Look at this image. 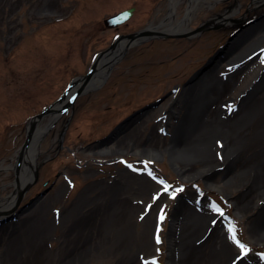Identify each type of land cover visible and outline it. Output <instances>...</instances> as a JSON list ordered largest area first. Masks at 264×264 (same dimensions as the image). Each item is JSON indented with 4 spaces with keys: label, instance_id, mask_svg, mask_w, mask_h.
I'll list each match as a JSON object with an SVG mask.
<instances>
[{
    "label": "rangeland",
    "instance_id": "1",
    "mask_svg": "<svg viewBox=\"0 0 264 264\" xmlns=\"http://www.w3.org/2000/svg\"><path fill=\"white\" fill-rule=\"evenodd\" d=\"M207 1L213 3L201 4L186 29L207 21L210 30L137 39L104 62L103 79L39 138L36 163H42L23 194V211L0 223V264H264V196L255 189V168L264 185V85L254 89L264 81V19L245 26L264 11V0ZM185 6L177 2L168 21L181 19ZM131 7L126 22L103 25ZM167 14L168 0H0V199L16 190L12 165L29 117L84 75L117 34L157 26ZM213 69L219 83L209 78ZM188 96L204 104V125L223 119L221 128L241 146L225 158L224 133H212V170L174 163L184 145L174 146L172 137ZM161 97L118 136L95 144ZM192 115L199 118L197 110ZM242 115L244 122L232 126ZM186 131L185 141L197 130ZM180 216L202 220L186 257L176 248L187 229ZM214 248L220 252L213 255Z\"/></svg>",
    "mask_w": 264,
    "mask_h": 264
},
{
    "label": "bare ground",
    "instance_id": "2",
    "mask_svg": "<svg viewBox=\"0 0 264 264\" xmlns=\"http://www.w3.org/2000/svg\"><path fill=\"white\" fill-rule=\"evenodd\" d=\"M180 0H168V14L166 16V18H164V20H162L160 22V25L163 27H166L165 29H162L164 32L167 33H172V34H188L190 32V30L188 31L187 25L189 22V19L191 18L193 12L201 5V4H206V5H211L210 2L207 0H185L186 2V6L184 9V14L182 16L181 19H177V21H168V19L172 18V15L174 13L175 7L177 2H179ZM240 6V5H239ZM149 30H157L158 27L157 26H150L148 27ZM124 41L120 42L119 44L116 45V48L110 52L109 54H105L103 55V57L99 60L98 64H97V69L95 71V73L93 74L92 78L90 79V81L87 84V87H90L92 85H94L96 82L100 81L103 79L104 77V73H105V68L104 65L107 61V64H110L114 59H116L119 54L121 53V51L123 50L124 46H125ZM213 68V65H212ZM215 69V68H214ZM214 69L210 72L208 71V74L210 75L209 78L211 77L212 79H214L213 81H216V83H219L218 79L214 76H216L214 73ZM264 85V81H262L260 84H258L257 87H255L254 89H256V91L262 90V87ZM200 89H205L204 87H201ZM255 92V90H254ZM186 101L183 102L182 108H184V113L181 116V122L186 121L187 125L186 129L188 128H192L193 130H197L196 133L193 134V136L189 139L186 140L183 138V134H185L187 131L186 129L183 130V125L181 126V122L178 125V127H176V130L173 133V144L174 146L177 145H184V147L180 150V157L176 158L174 160V163L176 164L177 168H179L180 165L182 166H186L191 168L190 164L192 162H197L200 164V166L202 167H207L205 169V171H207L208 169L212 170L214 167V158L212 156V150H211V146L208 143V140L210 139V137L212 136V133L215 134H222L224 133L225 139H226V143L222 144V152L224 151V149L228 148V152L225 155V158H228L234 151H236L237 149L240 150L241 146L237 143L233 144V141L230 138V131L226 132L224 129L221 128V124H224V120L223 119H219L218 122L216 120L217 123H215V125L212 124H208V125H204L201 121V116H204L203 114V108H204V104L201 103V101L199 100V98H194V100L192 99V96H188L185 98ZM61 104H58L55 106V108L60 107ZM197 110V112H199V118H194L192 119V113L193 111ZM245 111L248 110H244L243 113ZM246 115H242L239 116L236 121L234 122V125L232 126H240L241 123L244 122V118ZM248 116V115H247ZM246 116V117H247ZM54 116L52 115L51 118H53ZM245 117V118H246ZM56 118V117H55ZM54 118V119H55ZM210 123V122H209ZM233 124V123H232ZM46 128L40 129L39 127H37V129L34 132V137H33V141L30 143L29 148H28V153L25 155L27 158V161L29 162L28 164H26V166L24 167L22 165V168L19 172V177H18V184L20 187H22V185H24L25 183L29 182L31 180V178L33 177V172H34V167L36 165V149H37V145L39 142V137L42 136L44 133L47 132ZM196 134V135H195ZM223 135V134H222ZM185 141V142H183ZM221 152V153H222ZM23 164V163H22ZM255 174L258 175V179H256L257 183H259L260 185L255 188L256 191L257 189H259V191H262V195L264 196V185L261 182L262 178L261 176L263 175L261 169L259 168H255ZM180 171L184 174H186V172H184V170L180 169ZM25 172V173H24ZM23 173L25 174V176H23ZM204 170L200 171L198 174H204ZM209 176V175H208ZM206 176V177H208ZM260 177V178H259ZM209 178V177H208ZM261 180V181H260ZM238 181V180H237ZM255 181V182H256ZM254 182V181H253ZM254 182V183H255ZM255 187V186H254ZM13 199V194L10 195L7 199L3 198L0 200L1 201H5V203H3L2 205L0 204V209H4L7 207H10V201ZM189 219V218H188ZM179 222H182L184 225L187 224V229L184 233L183 239L184 242L182 243V245L180 244V246H176V248L178 247V249H180L182 256L185 254V257L187 256V248L188 245L192 239V237L194 235H196L200 229H201V224H202V220L201 219H197V218H190L189 220H186V218H184V220L182 219V217L180 216L179 218ZM259 228L261 231V237H260V242L264 241V226L259 224ZM188 226H191V228H189ZM223 246V244H222ZM175 247H172V249ZM171 249V246L170 248ZM171 249V250H172ZM225 249H223L222 254L221 255H225ZM213 253V255L217 254L218 252H220V250H217V248L211 249V251ZM225 253V254H224ZM168 255H170V252H168ZM173 260V259H172ZM173 262V261H172ZM174 263V262H173Z\"/></svg>",
    "mask_w": 264,
    "mask_h": 264
},
{
    "label": "water",
    "instance_id": "3",
    "mask_svg": "<svg viewBox=\"0 0 264 264\" xmlns=\"http://www.w3.org/2000/svg\"><path fill=\"white\" fill-rule=\"evenodd\" d=\"M134 10H135L134 7H131V8H127L125 10L119 11L113 15H110V16L106 17L105 19H103V25L106 28L117 27L118 25L129 20L132 16ZM160 26H161L160 24L157 25V27H160ZM205 29H207L206 26L204 27L203 25H200L197 28H195L193 31H190L188 34H181V35L177 34L176 35V34L164 32L163 30H149L147 28V29L135 32V33H130V34L128 33L125 35L119 34V35L115 36L113 42L109 45L108 48H106L104 51L98 52L95 55L88 71L84 75H80V76H77L74 79H72L68 83V85L66 86L64 92L59 96V98H57V100H55L53 103H51L47 107L43 108L41 110V112L30 117V119H29L30 121H29L28 127L26 129L25 139H24L22 145L19 147V149L17 151V155H16L15 181H16V186H17V192L13 196V199L11 200V202H12L11 207L0 209V218L3 217L0 219V221H7L10 219H16L19 216V214H21V212L23 211V207L17 208L19 205V202H20L24 192L28 189V187L37 180L38 167L40 165H37L35 167L34 172H33V177L31 178V180L29 182L22 185V187H20L18 184V182H19L18 181V172H19V169L21 168V165H23V164L26 165L29 163L27 161V158L25 155L28 153L27 151H28L29 145L33 141V137L35 135L34 132L36 129V124L45 115H53L54 117L57 118L61 113L65 112L68 109H71V113H73V107H74V102H75L76 98L79 95H81L88 88L87 84L90 81V79L92 78L93 74L95 73V71L97 69V64H98L99 60L103 57V55L109 54L110 52H112L116 48V45L122 41L126 42L125 46L123 48V51H121V53L122 52L124 53L126 48L130 44L135 42L137 39L143 40L145 38L148 39V38H152V37L153 38L154 37L166 38V39L167 38H179V37L189 36V35L193 34L194 32H201ZM164 97H161V98L157 99L156 101L151 102V103L145 105L144 107L134 111L132 114H130L125 119L120 121L105 137L98 140V142L100 144H106L110 139H113L114 137L118 136L121 132H123V131H125V129H127V127L130 125V121L133 117L140 115V114L142 115V113H145L149 109L156 107L164 99ZM58 104H61V106L58 108H55V106ZM54 113H56V114H54ZM53 122H54V120H53ZM67 123H68V121L66 122V125L64 126V128L61 131V135H60V139H59V146H61V138L63 136L64 129L67 126ZM50 186L48 188L44 189L42 192H40L37 195V197L43 195L50 188Z\"/></svg>",
    "mask_w": 264,
    "mask_h": 264
},
{
    "label": "flooded vegetation",
    "instance_id": "4",
    "mask_svg": "<svg viewBox=\"0 0 264 264\" xmlns=\"http://www.w3.org/2000/svg\"><path fill=\"white\" fill-rule=\"evenodd\" d=\"M262 19H264V11L263 10H256L255 11V13H254V17L253 18H251L250 20H248V22L246 23V25L245 26H248V25H251V28H254L255 26H253L252 25V23H254V22H256V21H261ZM258 24V23H257ZM258 25H256V27H257ZM214 28L216 29L217 28V25L216 26H214ZM46 118V117H45ZM45 118H43V119H45ZM43 119H41L40 120V122L43 120ZM39 122V123H40ZM54 126V124L53 125H51V126H47V124H45L44 126H43V130H44V128H47L48 127V129H47V131L49 130V129H51L52 127ZM95 144H97V142L95 143ZM39 145V144H38ZM37 145V146H38ZM38 149H39V147H37V149H36V153H37V155H41L42 154V152H38ZM49 158H52V156H49ZM118 158H116V160H117ZM25 173V172H24ZM23 173V176H25V174ZM26 196V195H25ZM24 199V198H23ZM23 201V200H22ZM26 202H23L22 204H25ZM25 205H23V207H24ZM10 222H12V220L10 221ZM10 222H7V223H10ZM1 224H3V223H1Z\"/></svg>",
    "mask_w": 264,
    "mask_h": 264
},
{
    "label": "snow or ice",
    "instance_id": "5",
    "mask_svg": "<svg viewBox=\"0 0 264 264\" xmlns=\"http://www.w3.org/2000/svg\"><path fill=\"white\" fill-rule=\"evenodd\" d=\"M230 239H232L233 241H235L237 243V245L240 247V249H241L242 252H245L246 253L248 251V249H246L245 246L242 243H240V241L236 240V236H235L234 233L230 237ZM157 242L159 243V237H157Z\"/></svg>",
    "mask_w": 264,
    "mask_h": 264
}]
</instances>
